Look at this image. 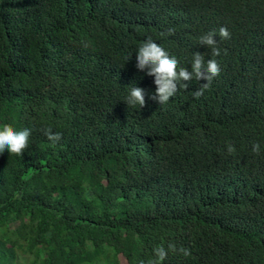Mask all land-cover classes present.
Returning a JSON list of instances; mask_svg holds the SVG:
<instances>
[{"label":"trees","instance_id":"trees-1","mask_svg":"<svg viewBox=\"0 0 264 264\" xmlns=\"http://www.w3.org/2000/svg\"><path fill=\"white\" fill-rule=\"evenodd\" d=\"M149 38L220 75L160 105ZM4 126L32 135L0 155V264H264V0H0Z\"/></svg>","mask_w":264,"mask_h":264},{"label":"clouds","instance_id":"clouds-1","mask_svg":"<svg viewBox=\"0 0 264 264\" xmlns=\"http://www.w3.org/2000/svg\"><path fill=\"white\" fill-rule=\"evenodd\" d=\"M169 31L171 32V30ZM216 36L217 33L215 31L205 33L200 37L199 42L201 45L210 48L214 56H219L220 48L218 47ZM219 36L227 39L230 33L226 27H222L219 30ZM179 64L180 61L175 56L171 55L162 45L151 38L140 44L136 50V68L140 71L146 70L149 76L154 77L156 90L155 93L151 94L150 98L157 101L160 105L167 104L176 95L180 87L187 88L188 82L193 79L206 81L202 88L195 92V96L197 98L200 97L221 72L220 63L217 60L209 59L205 61V57L199 53L195 54L190 70L185 67L178 68ZM148 95L143 87L133 84L128 90L124 101L128 106L138 105L141 108L145 105L146 96ZM43 131L48 140L53 142V146L61 139V133L54 131L50 126ZM31 135L32 130L30 128L16 130L10 126L2 127L0 129V155H3L6 150L9 153L23 155L24 151L29 147ZM260 149V143L253 145L254 151L259 152ZM234 150V147H229V152ZM169 250L175 252L176 246L169 244L168 249L162 246L155 249L156 258L149 260L148 264H162L167 259ZM179 251L184 256L191 255L190 250L186 248H180Z\"/></svg>","mask_w":264,"mask_h":264}]
</instances>
